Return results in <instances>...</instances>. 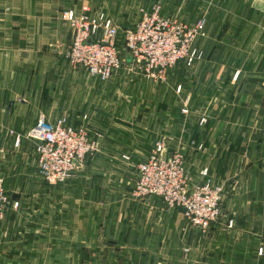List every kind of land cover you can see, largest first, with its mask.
<instances>
[{"label":"crops","instance_id":"obj_1","mask_svg":"<svg viewBox=\"0 0 264 264\" xmlns=\"http://www.w3.org/2000/svg\"><path fill=\"white\" fill-rule=\"evenodd\" d=\"M154 3L165 17L206 18L194 66L180 62L164 83L62 71L73 38L65 11L87 7L125 31ZM61 116L99 150L49 186L31 143L15 147L10 131ZM162 139L195 182L207 168L225 188L206 233L161 199L131 197ZM0 178L21 204L0 221V264H264V0H0Z\"/></svg>","mask_w":264,"mask_h":264},{"label":"built area","instance_id":"obj_2","mask_svg":"<svg viewBox=\"0 0 264 264\" xmlns=\"http://www.w3.org/2000/svg\"><path fill=\"white\" fill-rule=\"evenodd\" d=\"M62 17L73 30L64 58L71 67L101 83L113 79L127 65V55L132 57V70L154 83L166 82L169 71L181 61L192 66L203 58L197 39L205 32L206 19L187 23L165 17L158 3L141 10L138 22L124 31L122 45L119 26L105 15L94 16L84 7L81 13L67 10ZM10 135L15 147L24 141L31 143L40 176L51 186L67 184L87 156L99 150L87 127L71 125L67 116L54 122L40 121L25 135L15 131H10ZM171 148L162 139L138 165L131 197L161 199L168 209H180L191 228L206 233L221 217L225 188L214 183L207 168L202 170L200 182H195L187 170L185 155ZM20 206L0 178V221L9 210Z\"/></svg>","mask_w":264,"mask_h":264},{"label":"rangeland","instance_id":"obj_3","mask_svg":"<svg viewBox=\"0 0 264 264\" xmlns=\"http://www.w3.org/2000/svg\"><path fill=\"white\" fill-rule=\"evenodd\" d=\"M201 18H205V17H199L198 20L201 19ZM205 19H206V18H205ZM206 21H207V20H206ZM189 23H190V22H189ZM123 33H124V31L121 30V36H120V38H119V44H120V45L123 44ZM201 39H202V35H200V36L198 37V39H197V46H198V48L202 51L203 56H204V51H203L202 48L200 47V41H201ZM69 45H70V43L66 46V48H65V52H66L67 48L69 47ZM62 60H63V64H64V68L62 69V71H64V72H68V71H71V70L73 71V67L71 68V65L69 64V62H68L65 58H63ZM199 61H200V60H198L197 62H199ZM181 62H182V63H185L184 61H181ZM197 62H196V63H197ZM196 63H195V64H196ZM178 64H179V63H178ZM178 64H177V65H178ZM185 64H186V63H185ZM195 64H194V65H195ZM177 65H176V66H177ZM194 65H192V66H194ZM176 66H175V67H176ZM185 66H186L187 68L192 67V66H188L187 64H186ZM175 67H174V68H175ZM174 68H173V69H174ZM131 71H133L132 68L128 69V68H126V67L124 66L119 72H122V73H126V74H128V73H132ZM133 72H136V71H133ZM138 73H139V72H138ZM119 82H120V83H118L119 88H120V89H124V87H125L124 84H125L126 81L123 79V80H120ZM129 82H132V81H131V79L128 78V79H127V83H129ZM121 83H122V84H121ZM120 84H121V85H120ZM132 84H133V83H132ZM132 89H133V88H132ZM131 94H132V92H131ZM131 96H132V95H131ZM142 99H143L142 97H139V96H136V95L133 97V100H134L135 103L137 102V100H138V102H139V100H141L140 102H142ZM15 132H16V131H15ZM16 133H17V132H16ZM17 134L25 135L26 133H25V134L17 133ZM93 154H94V153H92V154H90V155H93ZM186 167H187V166H186ZM43 183H45V182L43 181ZM45 184H46V183H45ZM49 186H51V185H49ZM222 205H223V204H222ZM222 215H223V213H221V216H222Z\"/></svg>","mask_w":264,"mask_h":264},{"label":"water","instance_id":"obj_4","mask_svg":"<svg viewBox=\"0 0 264 264\" xmlns=\"http://www.w3.org/2000/svg\"><path fill=\"white\" fill-rule=\"evenodd\" d=\"M127 61L131 62L132 61V57L130 55H127Z\"/></svg>","mask_w":264,"mask_h":264}]
</instances>
